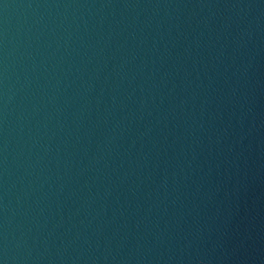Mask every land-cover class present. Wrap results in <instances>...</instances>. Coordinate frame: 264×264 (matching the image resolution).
<instances>
[{
  "label": "water",
  "instance_id": "95a60500",
  "mask_svg": "<svg viewBox=\"0 0 264 264\" xmlns=\"http://www.w3.org/2000/svg\"><path fill=\"white\" fill-rule=\"evenodd\" d=\"M0 264H264V0H0Z\"/></svg>",
  "mask_w": 264,
  "mask_h": 264
}]
</instances>
